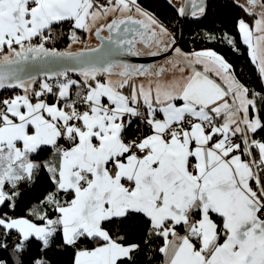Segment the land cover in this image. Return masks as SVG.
Wrapping results in <instances>:
<instances>
[{
	"label": "snow or ice",
	"instance_id": "snow-or-ice-1",
	"mask_svg": "<svg viewBox=\"0 0 264 264\" xmlns=\"http://www.w3.org/2000/svg\"><path fill=\"white\" fill-rule=\"evenodd\" d=\"M189 3L192 16L203 14L202 0ZM108 5L0 0V89L23 90L0 100V206L19 195L15 189L21 181L46 168L56 192L43 203L58 213L52 219L33 210L40 223L5 213L0 232L4 237L15 232L17 254L32 239L48 248L60 232L66 245L93 244L78 248L74 264H132L140 245L125 244L121 232L139 215L147 221L148 235L163 241L157 249L162 264H264V140L253 138L264 123L249 115L256 107L249 89L212 51L186 55L179 63L192 71L170 82L163 80L168 71L163 66L152 71L118 61L125 50L141 54L133 51L136 36L146 46L160 45L169 33L136 0H108ZM247 5L249 14L261 9L256 31L262 35L254 45L244 20L239 32L264 77V55H258L264 0H247ZM133 6L146 20L131 14ZM178 11L185 15L184 6ZM110 13L120 15L96 26ZM65 22L72 25V43L80 42L75 29L91 34L95 28L99 46L75 52L47 47ZM105 28L106 37L101 36ZM172 67L184 73L183 67ZM210 71L226 78L227 86ZM73 72L79 79L69 75ZM145 76L156 78L154 87L152 80L148 87L135 82ZM42 151H51L52 158L41 163ZM61 192L70 199L61 202ZM7 247L0 243V249ZM0 264L8 261L0 258ZM16 264H22L19 255Z\"/></svg>",
	"mask_w": 264,
	"mask_h": 264
},
{
	"label": "trees",
	"instance_id": "trees-1",
	"mask_svg": "<svg viewBox=\"0 0 264 264\" xmlns=\"http://www.w3.org/2000/svg\"><path fill=\"white\" fill-rule=\"evenodd\" d=\"M103 1V0H102ZM138 6L152 15L168 31L176 37L180 36L182 30V21L178 9L169 0H136ZM255 16L250 15L244 7H241L235 0H213L206 9L203 16L191 20L186 28V40L183 49L186 52L211 47L222 55L224 60L230 65L231 71L236 80L249 89L250 96H256L262 106V116L264 118V102L258 97L256 92L264 89V83L261 74L252 63L248 48L243 44L239 32V21L244 20L252 29L255 22ZM72 25L68 22L57 26L56 32L58 39L54 43H49L47 47H55L57 50H65L72 45L71 33ZM76 35L80 38L79 43L85 44L81 49L94 47L88 42V34L84 30H76ZM229 34L234 38V46L227 45L222 41L210 42L207 36ZM79 49V50H81ZM77 50V51H79ZM75 52V51H73ZM251 73L249 79L247 74ZM74 79H79L77 75L69 74ZM127 90V91H126ZM128 92V89H124ZM23 93L20 88L5 91L0 100ZM264 135V130H259L253 135L254 139L259 140V136ZM51 151H42L38 153V159L43 163ZM7 191H12L11 187L6 185ZM19 195L15 196L12 202H6L0 206V215L7 213L13 218H28L33 222L40 223L32 215L33 210H39L42 213L55 219L56 213L51 205H45L43 201L49 193L56 192V187L50 179L46 168L39 170L33 180L21 181L15 189ZM62 194V193H61ZM70 199L65 195V200ZM14 203V207L10 204ZM41 208V209H39ZM118 231V229H113ZM125 236V244H139L140 251L134 254L132 264H162L163 256L157 251L162 246L163 241L159 238H152L148 235L147 221L137 215L129 218L127 228L121 232ZM0 243L8 245L6 250L0 249V258L8 261V264H16L17 255L22 264H35L37 259L44 260L47 264H74L78 248L92 247L93 244L87 242H78L77 246L66 245L63 242L62 233L58 232L48 248H43L42 242L32 239L25 247L24 251L17 254L13 251L17 243L15 232L8 237H4L0 232Z\"/></svg>",
	"mask_w": 264,
	"mask_h": 264
},
{
	"label": "flooded vegetation",
	"instance_id": "flooded-vegetation-1",
	"mask_svg": "<svg viewBox=\"0 0 264 264\" xmlns=\"http://www.w3.org/2000/svg\"><path fill=\"white\" fill-rule=\"evenodd\" d=\"M177 9L180 7V6H183L185 0H169ZM213 1V0H202V3L204 4L205 3V9H204V12L203 14H198L197 16H191V18L188 20L187 24L191 21V20H194L195 18L197 17H201L204 15V13L206 12V9H207V6L208 4ZM201 0H197V3H200ZM135 18H137L135 16V14L131 13ZM137 19H145V17L143 18H137ZM180 19H181V15H180ZM182 21V28H183V20L181 19ZM147 22V21H146ZM165 28V27H164ZM186 28H187V25H186ZM156 31H159V29H156ZM168 31V30H167ZM182 31V30H181ZM169 32V35L164 37V43L160 44V45H157L155 42H149V44L146 46V44L144 42L141 41V38L139 36H136V43H135V48L133 49V51H138L140 52L141 54L140 55H135L136 57H152V56H163V55H166L168 52H173V54L176 56V57H172V56H169L167 58H164L162 59L161 61H157V62H153V63H150L149 66L146 68H149L151 69L152 71H154L155 69H157L156 66H160L163 64H169V63H172L174 61V59H177L178 62L180 61H183L184 58H185V53L186 51L183 49V45L185 43V40H186V37L182 43L181 46H178L176 48H173L174 44L175 43H178L180 41V36H175L174 34H172L170 31ZM104 36H108V30L105 28L102 32H101ZM149 35V33H145V38ZM173 37V39H172ZM169 40L172 42V44H169ZM173 40H174V43H173ZM97 43H95L94 45H97ZM164 44L167 45V50L166 51H163V47H164ZM179 48L180 49V53L182 55H178L175 51V49ZM152 52H157L158 54L157 55H151L150 53ZM176 60V61H177ZM131 65H134V66H143L141 64H131ZM145 67V66H144ZM147 77V76H145ZM141 77H138L136 79H139Z\"/></svg>",
	"mask_w": 264,
	"mask_h": 264
},
{
	"label": "crops",
	"instance_id": "crops-1",
	"mask_svg": "<svg viewBox=\"0 0 264 264\" xmlns=\"http://www.w3.org/2000/svg\"><path fill=\"white\" fill-rule=\"evenodd\" d=\"M96 2H97V4L102 5L101 0H96ZM132 13L135 14V16H136L137 18H143L142 16H140V15L136 12V10H135L134 8H132ZM114 15H115V16H119L120 14H119V13H116V14H112V13H110L107 17H105V18L101 19L100 21H98L96 26H99V24H106V23L110 22L111 19L114 17ZM93 29L95 30V28H93ZM79 30H82V29H79ZM87 34H88V40H89V38H90L89 35H90V34H89V32H87ZM240 35H241V40H242L243 44H244V45L248 48V50H249V56H250V58H251L252 63L256 66L257 70L259 71V67H258V65H256V64L253 62V60H252V57H251L252 55H251V51H250V47H249V45L246 44V43H244L243 36H242L241 33H240ZM95 40H96V39H95ZM80 44H83V43H79V44H76V45H80ZM89 44H91V43H89ZM93 45H94V44H93ZM84 46H85V44H83V47H84ZM231 46H234V45H231ZM201 51H212V52H215L218 56H222L220 53H218L215 49H213V48H211V47L204 48V49L193 50L192 52H186L185 55H191L192 53H195V52H201ZM224 61H225V60H224ZM225 62H226V61H225ZM226 63H227V62H226ZM173 64H175V63H173ZM227 64H228V63H227ZM177 65H178V67H183V68L185 69V70H184V73L181 74V73L178 71V68H173V67L171 66V67L173 68L174 73H177L176 75H178L177 80H179V79L181 78V77H179V75L187 76V75L190 74V72L192 71L191 68L186 67L183 63H178ZM195 67H196L197 70H199V71H201V72L204 71V65H203V64H196ZM209 67L212 68L213 66H212V65H209ZM259 73H260V72H259ZM230 74H231V76L234 77V75H233V73H232V71H231V68H230ZM208 75H209L211 78L215 79V80H216L218 83H220L222 86H227L228 81L226 80V78H223V77H221V76H217V75L215 74L214 71H210V72L208 73ZM117 78H118V76H115V77L112 78V79H113V81H116ZM142 78H144V77H142ZM234 78H235V77H234ZM261 78H262L263 83H264V77L261 76ZM73 79H74V78H73ZM235 80H236V78H235ZM126 91H127V90H126ZM126 91H125V93H127ZM19 95H23V93H21V94H19ZM248 98H249V99H254L255 102H256L255 110H253V109H251V108H250V110H249V115H250V117H253V116L258 115L259 118L261 119V122L264 123V118H263V116H262V106H261V104H260L259 99H258L256 96H250L249 94H248ZM228 99H229V102H231V96H229ZM51 100H52V97L49 98V101H50V102H51ZM258 131H259V130H258ZM258 131H257V132H258ZM253 135H254V134H253ZM52 155H53V153L50 152V154L48 155V157L46 158L45 161L50 160V159L52 158ZM61 193H62V192H61ZM61 193L58 194V199H59L61 202H63V201L65 200V194H64V193L61 194ZM39 209H41V208H39Z\"/></svg>",
	"mask_w": 264,
	"mask_h": 264
},
{
	"label": "rangeland",
	"instance_id": "rangeland-1",
	"mask_svg": "<svg viewBox=\"0 0 264 264\" xmlns=\"http://www.w3.org/2000/svg\"><path fill=\"white\" fill-rule=\"evenodd\" d=\"M239 5H243L244 9L246 8V6L244 4H242L240 1H237L235 0ZM101 2L103 3V1L101 0ZM136 5L137 4V1H136ZM133 8L135 9V6H133ZM140 8V7H139ZM141 9V8H140ZM136 10V9H135ZM146 12V11H145ZM248 12V11H247ZM249 13V12H248ZM250 15H253L255 16V22H254V26L252 28L253 30V44L255 45L257 43L256 41V37L257 36H260L262 35V33L260 32H257L256 31V21L259 20L256 16V14L253 12V14H250ZM152 16V15H151ZM153 17V16H152ZM156 19V18H155ZM76 30H79V29H76ZM94 29H93V32L89 35L90 38L88 40L87 43H91L90 45H93L95 43H97V41L95 40L96 37L94 35ZM169 33V32H168ZM173 39V37H172ZM207 39L210 41V42H216V41H222L223 43L227 44V45H234V38L232 35H229V34H221L220 36H215V35H210V36H207ZM76 44H79L78 43H73L72 45H70L68 48H67V51H77L81 48H83V44H80V45H76ZM169 44H172V42L169 40ZM250 51L252 53V49L250 48ZM252 55V54H251ZM258 55H264V41H261L258 45ZM222 57V56H220ZM252 57V56H251ZM223 58V57H222ZM224 59V58H223ZM177 59H174V61L172 63H169V64H165V65H161L163 67H165L166 69H168V71L164 74V77H163V80L165 82H170V81H173V80H177V77L178 75H176L177 73H174L173 71V68L171 67L173 65V63L175 64H178V60L176 61ZM252 60H253V57H252ZM254 62V61H253ZM256 65H258V63H255ZM157 69H155L154 71L158 70L160 68V66H156ZM183 75H179V77H182ZM115 76H113L112 78H114ZM120 79L119 77L117 78V80ZM155 77H152V76H147V77H144V78H139V79H136L135 82L137 84H140V83H143L145 85V87H148V84H149V80H152L153 81V87L155 86Z\"/></svg>",
	"mask_w": 264,
	"mask_h": 264
},
{
	"label": "water",
	"instance_id": "water-1",
	"mask_svg": "<svg viewBox=\"0 0 264 264\" xmlns=\"http://www.w3.org/2000/svg\"><path fill=\"white\" fill-rule=\"evenodd\" d=\"M237 1H240L242 4H244L246 7H248L247 0H237ZM183 6L185 7V15L181 16V19L183 20L184 24H183V28H182V32H181V36H180V41L178 43H175L173 48H176V47L182 45V43H183V41H184V39L186 37V25H187V22L192 16L191 15L192 9H191L189 0H185ZM203 7L205 9V3L203 4ZM253 12L256 14L258 19H261L260 15H259V13L261 12V9L259 7H256L255 9H253ZM101 36H104V35L101 33ZM113 36H115V33H113ZM104 37H106V36H104ZM128 38H132V34H129ZM96 41L98 42V44L95 45L94 47H97L100 44V41L97 38H96ZM81 50H83V49H81ZM60 51H65V50H60ZM169 56L176 57L173 54V52H168L166 55H163V56L136 57L135 55L127 54V51L125 50L121 55L117 56L115 59H117L118 61H122L124 63H127L129 65H131V64H141V65H143L145 67L146 66L148 67L150 63L161 61L162 59L167 58ZM69 74L77 75L74 72L73 73H69ZM41 79H43V76L39 77V80H41ZM15 89H17V88H15ZM7 90H14V89H7V88L6 89H0V97Z\"/></svg>",
	"mask_w": 264,
	"mask_h": 264
},
{
	"label": "built area",
	"instance_id": "built-area-1",
	"mask_svg": "<svg viewBox=\"0 0 264 264\" xmlns=\"http://www.w3.org/2000/svg\"><path fill=\"white\" fill-rule=\"evenodd\" d=\"M102 5L110 6V5H108V0H103ZM247 77H248L249 79H251V78H252L251 73L248 72ZM41 80H43V79H41ZM35 87H36L37 90H39V83H37V85H36ZM256 94H257L258 97L262 100V102H264V89H262V90L259 91V92H256ZM50 97H51V96L49 95V96H48V99H49ZM144 129H145V131H147L146 126H144ZM259 140H264V135H260V136H259Z\"/></svg>",
	"mask_w": 264,
	"mask_h": 264
}]
</instances>
